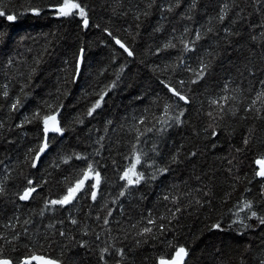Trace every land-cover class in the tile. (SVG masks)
I'll use <instances>...</instances> for the list:
<instances>
[{
  "label": "trees",
  "instance_id": "1",
  "mask_svg": "<svg viewBox=\"0 0 264 264\" xmlns=\"http://www.w3.org/2000/svg\"><path fill=\"white\" fill-rule=\"evenodd\" d=\"M77 2L88 27L63 0H0L17 17H0V258L158 264L184 247V264H264V0ZM89 163L99 187L51 204Z\"/></svg>",
  "mask_w": 264,
  "mask_h": 264
},
{
  "label": "snow or ice",
  "instance_id": "2",
  "mask_svg": "<svg viewBox=\"0 0 264 264\" xmlns=\"http://www.w3.org/2000/svg\"><path fill=\"white\" fill-rule=\"evenodd\" d=\"M34 14H38L39 10L37 9H32ZM78 11L80 17L83 19V24L85 27H88L89 21L87 19V15L86 12L84 10L83 7H81V5L77 2V0H63V3L59 4V6L56 8V14L58 16H62V17H68V16H73L76 14V12ZM0 17H6V19L9 22H14L17 17L15 15H11V14H7L4 10L0 9ZM221 20L224 19L223 16L220 17ZM109 35H111V33H109ZM197 39H199V35L197 36ZM116 43L120 45L121 48L124 49L125 52L128 53L129 56H131L133 53L131 51H129V49L119 40L116 39ZM186 49H187V45H185ZM84 49H81V56L83 55ZM198 78L203 76V68L201 70L200 73L197 74ZM196 81H193V83H195ZM163 83V82H162ZM264 83V82H262ZM165 87L168 88L169 92H171L174 96H177L179 98V100H183L185 101V103L188 102L187 98L182 95L179 91H177L176 89L170 87L169 85L165 84ZM5 95H7V93H5ZM262 97H264V93H261L258 95L257 99H261ZM103 97L101 96L100 100H102ZM100 100H98L96 102V105H94L93 109L89 110V115L92 114V112L95 110L96 107L100 106ZM213 104H217V101H213ZM253 104H255V101L253 102ZM16 105H13V108H15ZM167 109V106H166ZM180 115H183V112L180 113ZM211 115V113L209 114ZM177 122H179V117L176 118ZM51 122V123H50ZM44 134H45V143L44 145L40 148L39 153L37 154V158L39 157L40 153H43L45 151V149L48 147V143H47V138H48V133L49 132H62L63 129L60 128L58 126V122L56 121V117L55 116H45L44 117ZM215 134V133H213ZM247 140H245V144H247ZM80 158V157H78ZM141 162V158L140 156H136L135 158V163L131 164V166L126 169L124 171V174L121 176L122 180H127L128 185H132L133 183H139L140 179L142 178V174H138L136 172V167L138 164H140ZM256 163L260 166L259 171H257L256 175L260 176V177H264V158L257 160ZM33 167H35V164H33ZM94 173V176H93ZM135 177V180L132 178ZM95 179V183L91 185V187L93 189H96L99 187L100 184V173L99 172H95L93 169V165L92 164H88L87 169L84 171L83 173V177L81 179H78L75 183V186H70L67 189V193L63 196L62 199L60 200H52L51 204L56 205H67L69 203H71L74 199L77 198V194L79 192H81V190L85 189L86 187V183L90 180V179ZM29 185L33 184V181L29 180L28 181ZM36 191L35 187H29L26 188L25 191L23 192L22 195H20V199L21 200H28L32 193H34ZM121 195H123V193H121ZM97 196V192L96 191H92V199L95 200ZM167 199V197H166ZM244 208L250 209L251 208V204L250 203H245L244 204ZM252 217H256L257 213L256 212H252L251 213ZM260 220V224L264 225V217L259 218ZM72 223H76L75 220L72 221ZM105 223H108L107 220H105ZM149 223H152V221H149ZM214 227L219 228V225H214ZM246 227H250V225H246ZM145 233L150 232L151 229L150 228H144L143 230ZM61 235H64V233H61ZM106 251V249H105ZM188 255L186 249L184 247H179L176 249L175 252V256L172 257L170 260H166L164 258H161L160 260V264H184V260L185 257ZM103 259V257H101ZM32 259L34 260H40L42 261V264H58L57 261H52V260H44L42 257H38V256H33ZM0 264H11V261L7 260V259H2L0 258ZM24 264H29V261L25 260Z\"/></svg>",
  "mask_w": 264,
  "mask_h": 264
},
{
  "label": "water",
  "instance_id": "3",
  "mask_svg": "<svg viewBox=\"0 0 264 264\" xmlns=\"http://www.w3.org/2000/svg\"><path fill=\"white\" fill-rule=\"evenodd\" d=\"M114 42H115V44H116L118 47H120V45L116 43V40H115ZM120 48H121V47H120ZM122 49H123V48H122ZM58 116H59V115L56 116V121H58ZM50 123H51V122H50ZM43 128H44V127H43ZM54 133H55V132H49L48 135H51V134H54ZM174 256H175V254H174ZM174 256H173V257H174ZM185 259H186V257H185ZM184 261H185V260H184ZM37 264H42V261L37 260ZM158 264H160V262H158Z\"/></svg>",
  "mask_w": 264,
  "mask_h": 264
},
{
  "label": "rangeland",
  "instance_id": "4",
  "mask_svg": "<svg viewBox=\"0 0 264 264\" xmlns=\"http://www.w3.org/2000/svg\"><path fill=\"white\" fill-rule=\"evenodd\" d=\"M133 163H135V157H134V159H133V161L127 166V168L126 169H128L130 166H131V164H133ZM257 166H258V168H260V166L257 164ZM125 169V170H126ZM137 172V171H136ZM134 180H135V177H132ZM126 182H127V180H125ZM134 184V183H133ZM132 184V185H133Z\"/></svg>",
  "mask_w": 264,
  "mask_h": 264
},
{
  "label": "bare ground",
  "instance_id": "5",
  "mask_svg": "<svg viewBox=\"0 0 264 264\" xmlns=\"http://www.w3.org/2000/svg\"><path fill=\"white\" fill-rule=\"evenodd\" d=\"M57 115H59V112H56V114H54L53 116H55V117H56Z\"/></svg>",
  "mask_w": 264,
  "mask_h": 264
}]
</instances>
